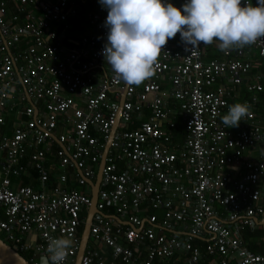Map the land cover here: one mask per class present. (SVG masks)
Wrapping results in <instances>:
<instances>
[{
    "label": "built area",
    "instance_id": "built-area-1",
    "mask_svg": "<svg viewBox=\"0 0 264 264\" xmlns=\"http://www.w3.org/2000/svg\"><path fill=\"white\" fill-rule=\"evenodd\" d=\"M85 1L0 0L1 238L30 264H50L48 242L70 238L63 264H74L87 181L110 139L79 264H264L243 237L264 241V38L209 57L210 45L186 51L177 34L154 76L128 86L104 61L98 0L82 14L85 32L66 38ZM237 102L250 114L226 128ZM10 113L19 123L8 131ZM26 159L39 189L11 185Z\"/></svg>",
    "mask_w": 264,
    "mask_h": 264
},
{
    "label": "clouds",
    "instance_id": "clouds-1",
    "mask_svg": "<svg viewBox=\"0 0 264 264\" xmlns=\"http://www.w3.org/2000/svg\"><path fill=\"white\" fill-rule=\"evenodd\" d=\"M107 10L104 61L128 86L154 76V65L170 39L179 34L185 50L216 43L228 52L264 38V0H185L177 8L169 0H98ZM190 46V48H189ZM250 114L247 102L228 106L226 128L238 127ZM72 247L66 237L47 244L50 264H63Z\"/></svg>",
    "mask_w": 264,
    "mask_h": 264
},
{
    "label": "water",
    "instance_id": "water-1",
    "mask_svg": "<svg viewBox=\"0 0 264 264\" xmlns=\"http://www.w3.org/2000/svg\"><path fill=\"white\" fill-rule=\"evenodd\" d=\"M118 115L119 113L117 114L115 122L112 125L109 138H111L113 132L116 129V126L118 123ZM109 140L106 142V145L104 146L102 157L100 159L99 167H98L94 181H91V180L87 181L88 184L91 186V204L85 215V221H84L82 231H81L80 245H79L77 254L75 256L74 264H79L81 260V257H82L87 239H88L89 224L91 222L93 213L96 211L95 204L97 200L98 184H99L100 177H101V168L104 164L105 154L108 149ZM113 218L120 221V219L115 215H113ZM47 262H48L47 258L42 257L41 264H47ZM0 264H30V263L17 251V247L15 245H10L9 243L5 242L2 238H0Z\"/></svg>",
    "mask_w": 264,
    "mask_h": 264
},
{
    "label": "crops",
    "instance_id": "crops-1",
    "mask_svg": "<svg viewBox=\"0 0 264 264\" xmlns=\"http://www.w3.org/2000/svg\"><path fill=\"white\" fill-rule=\"evenodd\" d=\"M208 51H209V57L210 56L215 57V56H218L220 50L218 49L217 45L212 44L209 46ZM242 89H243V87H242ZM242 89H240V91L244 92V90H242ZM242 94L244 95V93H242ZM5 121H6L5 122L6 128H8V131H10L12 127H14L15 125H17L19 123L18 118L13 113L6 115ZM52 152L53 151H49L47 153L46 161H45V164L50 167V168L49 167L48 168L50 171L49 176H50L51 183H53L56 180L57 174L60 171V168L58 167V164L56 162V159L53 157ZM27 159L24 161L25 162V171L19 177H15V176L11 177V185H12V187H15L19 184H22L23 179L26 178V180H28V183H26V184H30V185L34 186V188L39 189L40 186L36 180L35 174H33L34 168L30 165V163L28 162ZM0 167H1V162H0ZM23 184H25V183H23ZM68 185H71L70 181L68 182ZM154 212H157L158 214L160 213L158 211H154ZM247 234H250L251 237H249V238H254L255 240H260L257 238V236H255V234H252V232L251 233H245L243 235V237H245V240H246ZM248 240L249 239H247V243H248ZM261 244H263L261 246H264V243H261Z\"/></svg>",
    "mask_w": 264,
    "mask_h": 264
},
{
    "label": "trees",
    "instance_id": "trees-1",
    "mask_svg": "<svg viewBox=\"0 0 264 264\" xmlns=\"http://www.w3.org/2000/svg\"><path fill=\"white\" fill-rule=\"evenodd\" d=\"M79 5L80 6H79L78 18L76 20H74L73 26L71 28L67 29L66 38H70V37L73 38L74 35H77L80 32H85L84 28H82L79 25V22H80V20L83 17L82 14L85 11V9L86 10H89V9L100 10V8H101V6L97 4L96 0H86L84 3L82 2ZM23 183H25V184L28 183V180H26V178H24L23 179ZM109 212H112V210L110 209ZM0 218H3V213L1 212V210H0ZM246 233H251V231L250 230H246ZM252 234H255V236H257V238L260 239V240H255L254 238H249L251 236H250V234H247L246 235V241H247V239H249L248 240L249 248L254 250V251H264V246H261V245H263L261 243H264V241H263V232L260 234L256 230V233L253 232Z\"/></svg>",
    "mask_w": 264,
    "mask_h": 264
},
{
    "label": "bare ground",
    "instance_id": "bare-ground-1",
    "mask_svg": "<svg viewBox=\"0 0 264 264\" xmlns=\"http://www.w3.org/2000/svg\"><path fill=\"white\" fill-rule=\"evenodd\" d=\"M53 138H54L55 142H57L55 134L53 135ZM99 163H100V161H99ZM98 167H99V164H98ZM98 167H97V170H98ZM97 170H96V173H97ZM28 185H30V184H28Z\"/></svg>",
    "mask_w": 264,
    "mask_h": 264
},
{
    "label": "rangeland",
    "instance_id": "rangeland-1",
    "mask_svg": "<svg viewBox=\"0 0 264 264\" xmlns=\"http://www.w3.org/2000/svg\"><path fill=\"white\" fill-rule=\"evenodd\" d=\"M0 237H2L1 234H0Z\"/></svg>",
    "mask_w": 264,
    "mask_h": 264
}]
</instances>
